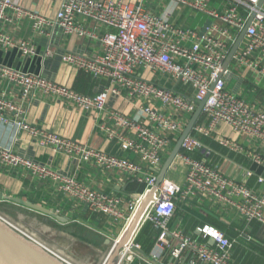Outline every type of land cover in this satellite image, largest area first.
I'll return each instance as SVG.
<instances>
[{"label": "built area", "instance_id": "built-area-1", "mask_svg": "<svg viewBox=\"0 0 264 264\" xmlns=\"http://www.w3.org/2000/svg\"><path fill=\"white\" fill-rule=\"evenodd\" d=\"M51 1L57 5V12L48 19L16 0H0V22L6 20V12L12 10L15 18L29 20L37 35H43L49 28L58 29L65 36L97 41L99 53L96 55L68 53L60 55V59L104 86L95 95H83L40 75L0 65V79L15 87L19 94L18 102L0 96V124L10 127L17 135L24 133L33 145L52 155H62L78 164H91L133 178L143 187V192L131 196L124 207L121 198L79 183L73 177L54 174L21 157L12 147L0 146V168L27 172L39 182L49 181L63 197L106 217L110 223H121L112 246L127 231L144 197L154 188L117 264L125 258L132 259L139 251L134 239L145 223H150L157 231V257L170 249L171 259L178 261L188 249L202 264H235L231 256L235 241L222 231L209 225L197 227L202 239L212 241V248L179 235L175 236L178 242L172 247L168 240L169 223L176 212L177 201L204 196L231 208L245 225L256 223L264 229V195L248 186L252 178L256 185H264V176L257 175V171L264 173V107L235 95L228 89L226 81L232 70L248 71L257 79H264V2L257 9L261 0H167L180 11L187 9L211 20L209 25L193 29L178 24L170 15L160 16L144 0L136 3L123 0ZM82 21L90 24V28H85ZM243 31V39L229 64L233 66L232 70L228 66L222 71L230 50ZM0 46L5 49L17 46L23 55H35L30 44H15L4 34H0ZM48 57L51 53L46 51L43 59ZM176 86H180L182 92H177ZM110 97L124 99L136 109V114L130 117L112 111L108 114L109 123L102 125L100 130L107 140L116 142L122 152L130 153L138 162L42 132L26 121L24 105L34 100L57 99L79 113L100 114L105 111ZM202 102L200 115L175 158L185 167L183 184L166 178L157 184V175L147 172L144 167L157 172ZM227 131L248 141L249 150L244 151L240 145L228 140L225 137ZM204 139L215 140L232 153L244 154L249 165L240 168L242 181L229 178L194 157L206 153ZM0 219L22 234L9 218L0 215ZM44 245L46 247L40 246L70 264L65 257L51 252L55 246ZM62 252L67 254L71 264L75 261L71 253Z\"/></svg>", "mask_w": 264, "mask_h": 264}, {"label": "crops", "instance_id": "crops-1", "mask_svg": "<svg viewBox=\"0 0 264 264\" xmlns=\"http://www.w3.org/2000/svg\"><path fill=\"white\" fill-rule=\"evenodd\" d=\"M16 1L25 8L38 10L43 17L48 19H52L57 12V5L51 0ZM123 1L136 3L140 0ZM144 3L152 5L153 7H151L160 16L170 15L178 24L189 28L201 29L211 23V20L205 15L187 9L180 11L175 8L174 3L167 0H144ZM5 17L6 20L0 22V34L9 36L15 44L20 42L30 44L35 50V55H23L17 46L7 49L0 46V65L40 75L83 95L92 96L102 90L103 83L67 66L60 59V55L68 53L84 56L96 55L99 53L97 41L79 39L72 35L65 36L58 29L49 28L43 35H37L32 30L31 22L24 18H15L14 11L8 10ZM82 22L86 24L85 28H90V24ZM46 51L51 53V57L43 59ZM229 68L232 70L233 66L230 65ZM226 81L228 89L235 95L244 98L248 103L264 107V79H257L248 71L238 73L232 70ZM175 90L180 93L183 89L176 86ZM0 96H4L12 102L19 101L18 90L1 79ZM24 108L27 123L42 132L53 133L108 155L138 162L130 153L122 152L116 142L107 140L100 130L102 125L109 123L108 114L112 111L130 117L136 114V109L122 98L110 97L105 111L100 114L79 113L73 107L67 106L57 99L34 100L26 103ZM225 137L240 145L244 151L249 150L248 141H244L228 131L225 133ZM202 143L206 153L195 154L196 159L205 161L229 178L236 181L243 180L240 168H246L249 165L243 153H232L218 145L215 140L204 139ZM0 146L12 147L14 152L21 157L44 166L54 174L73 177L79 183L113 194L122 199L124 207L130 201L131 196L143 192V187L138 185L133 178L116 171H105L91 164H78L62 155H52L47 150L33 145L24 133L17 135L10 127L2 124H0ZM161 167L162 165L157 172L147 167H144V170L158 175ZM260 174L264 176L262 171H257V175ZM184 176V165L179 160H175L165 178L181 185L184 182ZM248 186L264 195V185H256L255 178L248 181ZM0 193L7 197L28 201L57 214L62 221L51 219L46 215H44V221H54L55 236L59 241L55 247L71 253L76 264H89L95 257L98 258L100 249L105 248L104 251L111 249L121 228V223H110L106 217L90 212L86 207L58 194L54 185L49 181L39 182L21 170L13 172L6 168H0ZM10 204L18 208L21 207L13 203ZM203 225L217 228L235 241L231 251L235 264H264V229L256 223L245 225L231 208L221 206L204 196L184 202L177 201L176 212L169 223L168 240L170 245L174 247L177 244L175 236L179 235L190 237L198 243L212 248V241L204 240L198 234L197 227ZM121 237H118L116 243ZM156 238L157 231L150 223H145L140 228L134 239V243L139 246V251L135 252L133 257L136 258L137 264H202L188 249L182 253L178 261L171 259L170 249H166L157 257ZM132 259L126 260L129 262Z\"/></svg>", "mask_w": 264, "mask_h": 264}, {"label": "water", "instance_id": "water-1", "mask_svg": "<svg viewBox=\"0 0 264 264\" xmlns=\"http://www.w3.org/2000/svg\"><path fill=\"white\" fill-rule=\"evenodd\" d=\"M263 2L264 0L260 1V3L257 6V9H259L262 6ZM251 20L252 17L246 24L245 28L248 27ZM243 36H244V31L240 34L238 40L230 50L223 64L222 71H224L229 66L233 55L235 54L240 42L243 39ZM202 106H203V102L199 104L196 112L191 117L184 131L178 138L177 142L174 144L171 152L163 162L162 167L157 175V184H159L165 178L166 173L168 172L169 168L173 164L177 154L180 151L182 141L189 134L192 126L198 119ZM153 191L154 188H151L150 191L144 197L141 205L134 214L127 231L122 235L119 241H117L116 245H114L108 252L105 264H114L119 251L125 245L128 244L132 231L137 226V223L139 222L145 207L148 205V203L152 198ZM0 202L13 203L21 207L27 208L29 210L46 215L51 219L62 221V219L57 214L41 206L32 204L28 201H23L21 199L14 197H7L0 193ZM64 222H66V220H64ZM0 264H66V263L60 261L51 253H49L44 248H42L40 245L29 240L28 238L17 232L15 229H13L10 225L5 223L2 219H0Z\"/></svg>", "mask_w": 264, "mask_h": 264}, {"label": "rangeland", "instance_id": "rangeland-1", "mask_svg": "<svg viewBox=\"0 0 264 264\" xmlns=\"http://www.w3.org/2000/svg\"><path fill=\"white\" fill-rule=\"evenodd\" d=\"M0 215L9 218L13 224H17L20 227L22 226L29 232L38 234L41 241L43 243L48 244L49 246H55L59 244L58 238L55 236L54 229L56 228V226L54 221L53 220H49L47 222L44 221V215H42L41 213L29 210L27 208H22V207L18 208L15 205L3 202L0 203ZM104 249L105 248L100 249L101 252L98 255V258L95 257V259L91 260L89 264H102L110 248L105 251ZM122 250L123 249L119 251L114 264L118 263ZM135 259L136 258H133L131 261L128 262L125 258L121 262L122 264H137L135 262L136 261Z\"/></svg>", "mask_w": 264, "mask_h": 264}, {"label": "bare ground", "instance_id": "bare-ground-1", "mask_svg": "<svg viewBox=\"0 0 264 264\" xmlns=\"http://www.w3.org/2000/svg\"><path fill=\"white\" fill-rule=\"evenodd\" d=\"M23 235H26L28 237H30L32 240H34L35 243L41 245L42 247H44L45 243L43 244V242L41 241L40 237L38 236V234H35L33 232H29L23 228L22 226L20 227L19 225H15ZM42 234V233H41ZM45 234V233H44ZM40 235V234H39ZM116 244V243H115ZM46 247V246H45ZM50 250H52L51 252L55 253L56 255L60 256L61 258H66L68 259L67 261L71 264V260H69V258H67V254H65L64 252H62L60 249H57V248H51ZM119 258V257H118ZM73 259V258H72ZM106 259H107V255L106 257L104 258L102 264H105L106 263ZM74 261V260H73ZM119 262V261H118ZM82 263V262H81ZM72 264H76V262H72Z\"/></svg>", "mask_w": 264, "mask_h": 264}, {"label": "trees", "instance_id": "trees-1", "mask_svg": "<svg viewBox=\"0 0 264 264\" xmlns=\"http://www.w3.org/2000/svg\"><path fill=\"white\" fill-rule=\"evenodd\" d=\"M217 229V228H216ZM219 230V229H218ZM221 231V230H220ZM223 232V231H222ZM224 233V232H223Z\"/></svg>", "mask_w": 264, "mask_h": 264}]
</instances>
